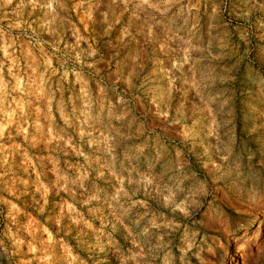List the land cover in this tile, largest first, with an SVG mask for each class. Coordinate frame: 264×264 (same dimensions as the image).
<instances>
[{"label": "clouds", "instance_id": "clouds-1", "mask_svg": "<svg viewBox=\"0 0 264 264\" xmlns=\"http://www.w3.org/2000/svg\"><path fill=\"white\" fill-rule=\"evenodd\" d=\"M0 257L264 264V0H0Z\"/></svg>", "mask_w": 264, "mask_h": 264}, {"label": "rangeland", "instance_id": "rangeland-1", "mask_svg": "<svg viewBox=\"0 0 264 264\" xmlns=\"http://www.w3.org/2000/svg\"><path fill=\"white\" fill-rule=\"evenodd\" d=\"M219 243H220L219 251L227 254L229 251V246L227 245L226 241H220ZM0 264H2V257H0Z\"/></svg>", "mask_w": 264, "mask_h": 264}]
</instances>
